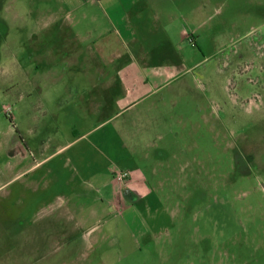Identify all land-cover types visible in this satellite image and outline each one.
Segmentation results:
<instances>
[{
    "label": "rangeland",
    "instance_id": "1",
    "mask_svg": "<svg viewBox=\"0 0 264 264\" xmlns=\"http://www.w3.org/2000/svg\"><path fill=\"white\" fill-rule=\"evenodd\" d=\"M78 1L0 0V200L12 192L7 205L18 201L20 186L24 192L35 186L32 177L49 184L50 171L74 170L62 157L46 160L73 136L75 121L54 96L56 90L63 95L66 84L33 86L34 78L46 76L47 68L37 65L48 57V44L36 48L26 33L48 9L82 4L79 10L99 17L110 12ZM154 1L138 5L147 27L144 42H152L150 31L164 29L178 46L181 65L141 122L146 141L162 151L157 159L151 150L158 161L155 178L147 171L156 191L151 209L134 202L135 214L96 228L109 235L68 244L53 241L43 224L34 235L30 225L57 195L43 200L26 192V219H0V264H264V0ZM81 26L94 24L83 20ZM123 120L100 133L108 135Z\"/></svg>",
    "mask_w": 264,
    "mask_h": 264
},
{
    "label": "crops",
    "instance_id": "2",
    "mask_svg": "<svg viewBox=\"0 0 264 264\" xmlns=\"http://www.w3.org/2000/svg\"><path fill=\"white\" fill-rule=\"evenodd\" d=\"M142 2L151 7L155 1L86 0L90 7L110 9V12L102 10L100 17L79 10L82 4L58 12L48 9L37 15L38 22L30 31L25 30L33 37L36 48L46 46L45 42L48 44V57L37 65V68H47L46 76L34 78L33 86L39 81L66 84L60 87L63 95L56 90L54 96L63 99L57 104L59 109L70 111L75 121L73 136L46 160L62 157L64 166L70 165L74 170L70 175L50 171L49 184L42 178L32 177L35 186L25 192L20 186L18 201L9 202L10 205L7 200H12V192L3 193L0 219L8 216L18 221L26 219L25 206L21 203L26 192L32 198L43 200L57 195V199L47 200L41 214L31 216L30 225L35 227L32 233L37 235V225L43 224L55 242L95 243L101 236L109 235L108 231H97L98 226L109 228L120 216L128 212L135 214L131 204L139 203L151 209L156 191L149 183L147 171L153 176L157 171L158 161L153 160L151 150L157 152V159L162 157V151L158 149L159 144L146 141L143 133L146 127L141 124L157 106L151 99L177 79L181 60L178 46L167 41L164 29L161 34L150 31L148 36L152 42H144L147 27L143 23V11L138 8ZM153 9L156 14L160 13L158 6L153 5ZM99 19L106 20L108 25L100 26ZM83 20H90L94 26H81ZM190 36L196 44L195 37ZM72 68H78L77 74ZM121 118L124 120L108 135L100 133ZM176 141L172 143L178 146ZM118 172H128V181L119 184ZM23 174L17 178L22 180ZM54 183H62L63 187L58 190ZM14 195L17 197V192Z\"/></svg>",
    "mask_w": 264,
    "mask_h": 264
},
{
    "label": "built area",
    "instance_id": "3",
    "mask_svg": "<svg viewBox=\"0 0 264 264\" xmlns=\"http://www.w3.org/2000/svg\"><path fill=\"white\" fill-rule=\"evenodd\" d=\"M193 42V41H192ZM130 174L128 172H118L116 174V180L119 184H124L128 181Z\"/></svg>",
    "mask_w": 264,
    "mask_h": 264
}]
</instances>
